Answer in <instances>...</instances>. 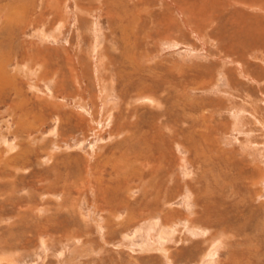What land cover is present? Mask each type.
Instances as JSON below:
<instances>
[{
  "label": "rangeland",
  "instance_id": "374dc122",
  "mask_svg": "<svg viewBox=\"0 0 264 264\" xmlns=\"http://www.w3.org/2000/svg\"><path fill=\"white\" fill-rule=\"evenodd\" d=\"M0 135V264H264V0H0Z\"/></svg>",
  "mask_w": 264,
  "mask_h": 264
},
{
  "label": "bare ground",
  "instance_id": "6f19581e",
  "mask_svg": "<svg viewBox=\"0 0 264 264\" xmlns=\"http://www.w3.org/2000/svg\"><path fill=\"white\" fill-rule=\"evenodd\" d=\"M31 70V69H30ZM29 69H28V71H30ZM152 101V100H151ZM0 137H1V135H0ZM0 140H5V141H8V139H6L5 137H2ZM247 145V144H246ZM250 145V144H249ZM11 148L13 147V145L10 143V145H9ZM251 146V145H250ZM253 147V146H252ZM246 148V147H245ZM5 152H7L6 151V149H5V151H4V153ZM139 155V154H138ZM17 168V167H16ZM18 169V168H17ZM39 211H41L40 209H39ZM157 230V228L155 227V223L154 222H152L151 224L149 223V225H146V227H145V229H144V235H145V240H146V244L148 245L146 248H145V250H152L153 248H155V249H160V246L158 245V243L156 242V240H158V239H156L155 241H153V235H154V232H157L156 231ZM162 232L163 233H165L166 231L163 229L162 230ZM153 238V239H152ZM213 248H214V246H212L210 249H209V254L210 255H213L214 253H213ZM216 248V247H215ZM77 256V255H76ZM210 259V258H209ZM208 260V259H207Z\"/></svg>",
  "mask_w": 264,
  "mask_h": 264
}]
</instances>
